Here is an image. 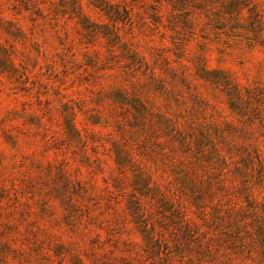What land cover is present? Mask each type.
<instances>
[{"label": "rangeland", "instance_id": "rangeland-1", "mask_svg": "<svg viewBox=\"0 0 264 264\" xmlns=\"http://www.w3.org/2000/svg\"><path fill=\"white\" fill-rule=\"evenodd\" d=\"M0 264H264V0H0Z\"/></svg>", "mask_w": 264, "mask_h": 264}]
</instances>
